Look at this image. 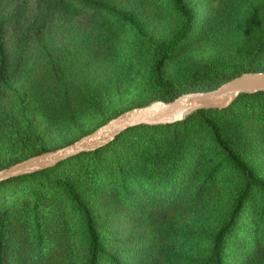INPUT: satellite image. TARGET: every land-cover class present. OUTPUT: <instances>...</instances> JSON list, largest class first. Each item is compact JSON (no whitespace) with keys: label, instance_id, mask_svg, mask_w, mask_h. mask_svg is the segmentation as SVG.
I'll list each match as a JSON object with an SVG mask.
<instances>
[{"label":"rangeland","instance_id":"obj_1","mask_svg":"<svg viewBox=\"0 0 264 264\" xmlns=\"http://www.w3.org/2000/svg\"><path fill=\"white\" fill-rule=\"evenodd\" d=\"M48 1L0 0L7 57L5 81L0 78V167L164 95L151 68L159 55L154 43L168 42L183 24L170 0H98L134 24L74 0L44 12ZM185 1L195 27L164 69L177 89L211 87L244 67L264 70V0ZM211 118L228 147L264 181V101L245 99ZM185 131L181 158L167 156L165 145L138 153L132 147H145V137L135 133L97 164L76 161L54 175L79 194L104 251L120 264H138L137 255L140 264L145 257L162 264L165 256L175 264H210L214 235L231 219L224 264H264V193L250 192L233 218L244 190L240 173L206 128L191 122ZM121 168L132 184H120ZM143 173L164 184L152 188ZM1 210L15 229L5 257L18 247L22 257H40L43 264L89 263L86 222L65 191L28 183Z\"/></svg>","mask_w":264,"mask_h":264},{"label":"trees","instance_id":"obj_2","mask_svg":"<svg viewBox=\"0 0 264 264\" xmlns=\"http://www.w3.org/2000/svg\"><path fill=\"white\" fill-rule=\"evenodd\" d=\"M72 0H50L47 4L44 6V12H47L51 7L54 6H61L63 4H66L67 2H70ZM80 5L90 8L98 13H104V15H109L112 17H117L121 22L123 23H132L134 24L133 19L124 12L118 10L117 8L110 6L106 3H103L98 0H74ZM171 4L173 5V9L177 10L180 14V17L183 20V24L180 27V29L171 37V39L166 43H154L157 47V50L159 52V55L155 59V61L152 64V77L154 80V84L157 88L163 90L164 95L160 97L159 100L170 103L178 99L184 94L188 93H195V92H208L212 90H216L223 84L227 83L228 81L241 76L244 73H256V72H264V70L258 69L254 66L252 67H244L243 69H237L232 75L227 77L226 79L220 80L216 85L214 86H205V87H199V88H192L188 90H180L177 89L173 83L166 79L164 69L165 65L168 61H170L181 49V46L185 43L184 41L187 40V37L189 34L193 31L195 27V21L193 18V11L192 7L187 5L185 0H170ZM47 14V13H44ZM49 20L52 19V14H49ZM48 23H44L43 25L46 26ZM7 63V57L5 53V48L3 44L2 37L0 36V78L2 81H5V70H6V64ZM245 99H252L257 101H264V92H258L254 94H242L229 108L220 110V109H199L195 112H193L191 115L187 116L185 120L176 123V124H166V125H140L136 127H132L130 129H127L122 134L117 136L114 141L107 146L98 149L96 151H90L86 153L79 154L77 156L71 157L67 160L62 161L55 167L37 171L32 174L12 178L3 182H0V264H12V260L14 264H26V261H28L29 264H43L42 259L40 257H32L30 259L26 257H22L21 252L19 251L18 247H13L14 253L11 255L12 257H5V251L8 244H11L14 241H11L15 237L14 228L7 225L4 221L5 212L1 210V207L4 206V202L7 200L9 196L16 195V193L19 192L20 188L28 183H35L39 186V190L41 188L46 189L47 187L55 186L56 188H59L63 191H65L73 201L76 202V204L81 208L83 217L86 222V231L88 234L89 242H90V255H89V263L88 264H101L102 261H105V264H120L117 259L112 257L111 255H108L106 251H104L101 243V237L98 232L97 227L94 224V218L91 215L88 207L82 202L81 198L79 197V194H77L76 191H74L73 187L68 183V181L63 178L59 177L57 175H54L59 170L66 168L71 163L79 161V162H85L88 166H92L94 164H97L99 156L106 152V151H114L115 148L122 145L125 141L130 140L132 134L135 133H141L145 137V147L144 145H134L137 152L144 150L145 154L148 155V150H151L155 153L158 152V149L160 147H163L165 145L167 147L166 155L168 154L170 156H174V158H181L182 150H183V141L185 136H187L186 131L182 133L181 131L183 129L187 128V125L191 122L199 123L201 126L206 128L213 136L214 142L219 145L221 150L223 151L224 156L229 160V163L233 165V167L236 169L237 172L240 173V176L242 177L243 183H244V190L242 194L239 196L236 207L233 212V218H235L236 214H240L243 209V201L247 200L248 195L250 192L259 191L260 193H264V181L259 179L255 175V171L251 166L245 162L244 160L239 157L236 153H234L228 145L224 142L222 134L220 132L219 127L217 124L213 121L211 118V115L214 113H229L231 112L238 103L241 101H244ZM140 107V106H137ZM132 109H135V107L129 108L127 111H130ZM125 111V112H127ZM122 112L120 114H117L112 117L105 118L98 126H96L92 130L88 131H80L72 140L66 141L62 144H60L57 147L54 148H45L42 147L40 150L29 154L27 157L22 159H12L7 164L2 165L0 167V170L7 169L17 163H20L24 160H27L31 157L44 154L46 152L55 151L64 147H67L76 141L82 139L83 137L92 134L100 127L108 124L111 120L117 118L121 114L125 113ZM148 162V159L146 160ZM122 169V168H121ZM120 169V184L125 185L128 182L131 184L134 182L133 178H128L126 180V173L128 171H125L124 169ZM143 175L147 178V183H152V188L154 187H162L164 184V180L158 181L155 176H151V178L146 174L143 173ZM148 176V177H147ZM126 190V189H121ZM121 194V196H127L126 191L118 193ZM41 198V197H40ZM130 198H125L124 200L129 201ZM46 203V202H44ZM232 222H228L215 233L213 238V251L210 256V264H224L223 260L225 257V239L226 236L229 234L232 226H233V220ZM37 232L41 233V226L38 225ZM7 237V238H5ZM42 238H38V242L36 243V248L39 249L41 245ZM140 254L142 251L139 252ZM33 256L34 253L32 252ZM141 257V256H140ZM135 256V262L140 264L141 258ZM142 261L144 264H148V257H145ZM107 259L109 261H107ZM8 260L9 263H6ZM162 264H175L174 262H171L168 257L161 258ZM155 263V262H154ZM156 264V263H155ZM157 264H160L157 263Z\"/></svg>","mask_w":264,"mask_h":264},{"label":"water","instance_id":"obj_3","mask_svg":"<svg viewBox=\"0 0 264 264\" xmlns=\"http://www.w3.org/2000/svg\"><path fill=\"white\" fill-rule=\"evenodd\" d=\"M264 92V72L244 73L216 90L182 95L173 102H155L127 111L75 143L31 157L0 171V182L55 167L64 160L96 151L127 129L140 125L176 124L199 109L229 108L242 94Z\"/></svg>","mask_w":264,"mask_h":264}]
</instances>
